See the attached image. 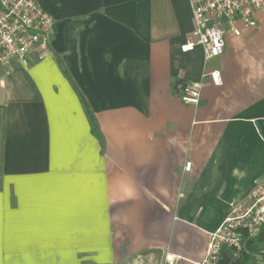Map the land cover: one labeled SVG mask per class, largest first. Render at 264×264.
I'll list each match as a JSON object with an SVG mask.
<instances>
[{
	"label": "crops",
	"instance_id": "obj_1",
	"mask_svg": "<svg viewBox=\"0 0 264 264\" xmlns=\"http://www.w3.org/2000/svg\"><path fill=\"white\" fill-rule=\"evenodd\" d=\"M38 2L50 53L0 69V264H196L264 178V9L193 105L187 0Z\"/></svg>",
	"mask_w": 264,
	"mask_h": 264
},
{
	"label": "built area",
	"instance_id": "obj_2",
	"mask_svg": "<svg viewBox=\"0 0 264 264\" xmlns=\"http://www.w3.org/2000/svg\"><path fill=\"white\" fill-rule=\"evenodd\" d=\"M193 29L191 39L180 45L181 52L199 46L203 53V70L197 81L178 80L174 88L183 102L197 105L205 83L221 84L220 71L210 68L208 62L221 56L225 49L227 26L234 35L243 26L255 25L254 12L264 9V0H187ZM54 20L40 6L38 0H0V69L18 61L29 66L50 53L49 42ZM187 161L184 171H189ZM264 223V178H255L245 200L232 206L221 225L209 233V242L203 258L196 264H217L224 246L239 252L249 239L255 238ZM171 261L170 256L165 257Z\"/></svg>",
	"mask_w": 264,
	"mask_h": 264
},
{
	"label": "trees",
	"instance_id": "obj_3",
	"mask_svg": "<svg viewBox=\"0 0 264 264\" xmlns=\"http://www.w3.org/2000/svg\"><path fill=\"white\" fill-rule=\"evenodd\" d=\"M258 246L264 247V223L258 235L253 239L247 240L245 247L239 252L236 253L233 248L224 246L217 264H248L251 255L255 252H262V264H264V250L260 251Z\"/></svg>",
	"mask_w": 264,
	"mask_h": 264
},
{
	"label": "rangeland",
	"instance_id": "obj_4",
	"mask_svg": "<svg viewBox=\"0 0 264 264\" xmlns=\"http://www.w3.org/2000/svg\"><path fill=\"white\" fill-rule=\"evenodd\" d=\"M260 251L264 250V247L258 246ZM262 253V252H261ZM259 252H255L251 255V259L248 264H262V255Z\"/></svg>",
	"mask_w": 264,
	"mask_h": 264
}]
</instances>
